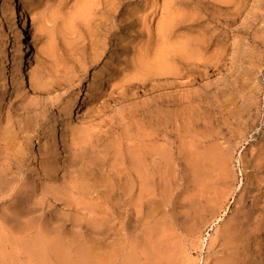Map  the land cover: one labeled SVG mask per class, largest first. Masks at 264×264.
Instances as JSON below:
<instances>
[{
    "label": "rangeland",
    "instance_id": "rangeland-1",
    "mask_svg": "<svg viewBox=\"0 0 264 264\" xmlns=\"http://www.w3.org/2000/svg\"><path fill=\"white\" fill-rule=\"evenodd\" d=\"M261 1L0 0V264H264Z\"/></svg>",
    "mask_w": 264,
    "mask_h": 264
},
{
    "label": "bare ground",
    "instance_id": "bare-ground-1",
    "mask_svg": "<svg viewBox=\"0 0 264 264\" xmlns=\"http://www.w3.org/2000/svg\"><path fill=\"white\" fill-rule=\"evenodd\" d=\"M259 7L264 8V4L262 3V1L259 3ZM9 12L11 13V15L13 17H15L16 15L22 16L21 10H20V4H19L18 0H12L11 5L9 6ZM254 14H253V16H254ZM23 20H24V18H23ZM24 22H25V20H24ZM25 26L27 27L26 22H25ZM27 30H29V29H27ZM21 35H25L24 42L20 43L17 46L15 45V48H14L13 53H12L11 61H10L11 68H12L10 72L12 74V79L13 80H16V78L19 76L20 83L22 85H28L29 84L30 74H29V72L27 70V65H26V50L29 48L30 45H29V42L27 41V34L26 33L25 34L22 33ZM71 83H73V82H71ZM79 106H80V104L78 103V98H77V99L74 100V102H73V104L71 106V111L73 112V110L78 109ZM1 124H2V122L0 123V125ZM18 127L20 128V126H18V124L17 125L15 124V129L20 131V129ZM17 134L20 135V133H17ZM155 139H157V137ZM63 142H65V141H63ZM66 148H67L66 153L69 151V156H70L69 146H67ZM67 155H68V153H67ZM23 161L24 160H23L22 157H17V156L13 157L11 155L10 156L9 155L8 156H3L2 151L0 150V201L4 197V194L6 192V186L11 185L13 183V181H14L15 175H17V174L21 173V171H23V168H24V162ZM66 163H67V167H66L67 171H69L68 169H72V168H76L77 167V162L73 158H68L66 160ZM77 171H78L77 169H75L73 171H69L68 175H70V176L74 175ZM81 175L82 174H80V171H79V176H81ZM10 191H12V188H10ZM9 195H11L12 199L14 201H16L17 204H19L18 206H21L20 204H22L21 203L22 200L20 198H18L16 196V194H14L13 192H10ZM23 209H25V208H23ZM27 211L30 212V211H32V209L28 208ZM59 244H61V243H59ZM61 246H62V244H61ZM61 246H59L57 243H51V245H50L51 250L58 251L60 253H61ZM40 248H41L40 251H44L45 250V249H42V247H40ZM40 251H39V253H42Z\"/></svg>",
    "mask_w": 264,
    "mask_h": 264
}]
</instances>
